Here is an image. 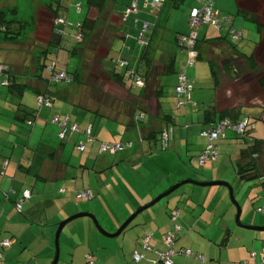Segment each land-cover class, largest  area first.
<instances>
[{"label": "rangeland", "instance_id": "rangeland-1", "mask_svg": "<svg viewBox=\"0 0 264 264\" xmlns=\"http://www.w3.org/2000/svg\"><path fill=\"white\" fill-rule=\"evenodd\" d=\"M211 1L215 3V0ZM218 2L225 5L227 10L217 6H214V8H217L222 15L232 18V29L237 32L244 31L240 40H233L230 34H227V29H230L229 26L226 29L218 30L203 24L197 29V40L200 44L204 40H211L216 37H224L226 44H228L226 45L227 49H224L225 52L221 54L218 52V54L210 53L207 50L208 59L213 61V67L221 84L218 99L227 107L247 103L252 104L253 102L264 105V89H261L257 83L258 79L264 76V41L260 46L257 23L238 14L236 0H218ZM78 3L81 4L80 12H77L76 9ZM124 3L126 4L127 0H117L116 9L124 11ZM241 3L243 5L248 4L247 7L252 4L253 8H255L254 10H256L252 15H261L262 17L260 18L264 22V0H241ZM56 4L57 0H0V8L3 9L0 12L6 20L13 21V31H17L18 34L14 40L0 34L3 41H10L12 44H16L17 74L20 73L22 78H31L30 76L37 73L38 69L42 67L44 78L52 82L48 88L54 93L65 88L68 83L66 81L56 82L51 79V71L48 69V65L55 63L57 70L66 67L65 70L68 72L78 68L79 59L70 56V51L77 44L78 24L84 21L87 14L86 0H71V2L70 0H60L58 15L64 17L65 26L61 25L64 33L61 38V48L58 51V55L55 56L48 52L52 48L50 43L55 42L54 39L56 38L50 34L55 20L53 7ZM194 6H198L195 0H184L178 7H174L169 1L165 4L163 3L158 13L157 21L154 18L155 15L151 7L142 11L151 18V20H148L149 23H157L155 31H159V33L161 31H165V33L166 31H171L172 34L177 32L188 34L190 32L188 12ZM111 7L112 2L108 5V11L106 12H110ZM64 9H68L67 15L61 13V10ZM134 17L130 16L124 22L123 28L126 38L124 40H115L112 44L109 55L105 60V69L109 72L113 69L112 62L119 59V57L128 61L132 69L139 64L143 47L137 44L136 41L139 31H134ZM108 23V21H99V24L104 28ZM155 37L156 35L154 34L152 40L154 44L157 43ZM205 47L208 49V43ZM174 49V68L184 69L188 58L187 51H181L178 47ZM233 50L245 58H250L253 55V63L250 64L249 61H240L237 58H232ZM254 53L256 54L254 55ZM47 54V59L42 66L40 61L45 59ZM140 65L144 69V64L141 63ZM120 73L123 74V72ZM83 74L84 72L79 70L80 77ZM185 74L193 84V89L191 91V102L180 109L175 108L174 100L171 97L176 83V72L165 74L159 79L164 92V98L161 101L163 105L164 101H166L167 107L164 111L166 115L172 118V121L168 123L169 128L174 130V133L170 136V141L173 139L178 141L176 132L178 129L184 130L185 125H196L203 129L205 127L202 124L205 112L213 110L216 103L217 90L214 86L208 60L204 56L195 59L193 65L186 67ZM123 82L132 94L137 95L140 93V90H131V81L125 75H123ZM74 86L69 83L71 92L76 88ZM82 94L88 95L86 92H82L81 96H83ZM25 98L37 107L38 104L34 93L25 92ZM74 107V113H78L80 116L85 115V118L93 124L91 135L93 142L87 145L84 153H80L75 149V144L85 140L84 137L76 134L66 135L64 141L67 146L65 157L70 159L74 168L81 169V171L77 172L84 174L86 187L92 190L94 197L90 201H75L73 197L74 201L58 217H53V212L48 213L49 222L47 226H44V216L41 218L34 213L25 214L24 211L19 214L15 205L10 202L11 213H7V210L4 212L3 207H1L0 240L10 237L13 240L12 246L1 251L4 259H0V264H51L55 253V233L58 224L62 221L81 213L91 214L96 218L105 233L113 234L119 229V226L115 228V225L120 220L123 219L122 224L137 208L139 209V207L151 202L158 195L165 192H154L149 196L148 202L142 199L144 194L149 190L152 191L151 189L154 186L156 191L160 189L159 183L161 179L158 178V175L155 178L151 176L155 169L139 166L146 156L158 157L164 153V151H160L158 145L152 146L149 151L143 152V154L138 153L134 159L133 155L128 153L133 152L132 150L137 147L138 142L136 140H132L134 144L132 149L98 155V148L103 140H119L123 137L125 130L122 126L114 124L106 118L93 115L91 114L92 112L89 113L87 110L85 111L84 107ZM101 113L103 112L101 111ZM239 113L241 116L250 117L251 121L255 122L256 132H254V135L256 138L264 140V120L262 118L264 109L259 105L240 106ZM110 114L114 116L113 112H110ZM146 120L147 116L142 117L140 121L145 123ZM158 124V118H150L148 128L150 130L156 129ZM125 139H129L128 136H125ZM179 139H184V135ZM58 143L60 142L57 141ZM217 144V160L215 162H206L203 165L198 164L195 167V164L198 163L197 159H195V171L200 170L206 176H221L222 178H215L205 182L221 181L229 184L232 187L233 197L241 208L240 223L249 226H261L253 224V221L259 223V218L264 219V214L256 212V206L264 204V178H252L251 173L247 174L246 178L238 177L235 161L243 145L233 135L228 134L227 139L220 140ZM196 173L200 174L198 171ZM155 183L157 184L154 185ZM190 188L195 190H219L220 194H223L222 199L217 200L218 198H216L214 203L220 204L221 208L225 206L231 210L232 229L237 233L236 235L229 233L230 235L228 234L227 236L223 234L214 238L206 237V239L195 237L194 234L203 227L202 222H204V219H202L201 223L196 225L195 228H192V225L184 228V231L186 230L192 234L194 240L190 237V239H185L182 236L178 238L173 249L176 250L179 247H183L190 249L194 254L203 255L205 262L201 263L198 261L197 264H244L249 252L254 251L251 250L250 246L253 238L248 236H264V232L250 231L239 228L236 225L234 220L236 207L230 201L227 188L223 186L197 187L192 184L181 185L171 194L141 212L116 237L102 235L95 228L92 220L86 216L69 222L59 235V258L57 264H86L84 260L86 250L94 253V264H104L103 261L105 262L106 260V264H134L131 259L133 251V245L131 244L132 234L144 237L145 235L149 236L151 232L153 233L155 230L153 227L156 226V221L154 218L152 219L154 212H165L169 201L172 202L175 196H182L183 190ZM155 193L159 194L154 196ZM133 200H136L138 204L135 205ZM177 201L183 204L182 200ZM189 201L192 202L191 199ZM193 201L195 202V200ZM178 218L180 217L178 216ZM177 224H179V219ZM170 225L173 224L171 223ZM240 234L247 236L249 239H243ZM162 238L158 242L162 241ZM256 242L261 245L259 240H256ZM255 251L259 250L256 248Z\"/></svg>", "mask_w": 264, "mask_h": 264}, {"label": "crops", "instance_id": "crops-1", "mask_svg": "<svg viewBox=\"0 0 264 264\" xmlns=\"http://www.w3.org/2000/svg\"><path fill=\"white\" fill-rule=\"evenodd\" d=\"M236 4L238 10L240 8L248 13V16L243 17L252 21L250 17L252 13L256 11L254 10L255 8H253L252 4L249 3L250 5L249 7H247L248 4L243 5V3H241V0H238V2L236 0ZM162 6L163 4L161 5V7ZM214 6L221 7L223 10H227L226 6L219 3L218 0H215V3H213V7ZM113 7L114 5L112 4L111 8ZM138 8L139 12L134 17L135 32L137 30L139 31L141 23L151 20V18H149L148 15L142 11L143 0H138ZM215 9L218 10L217 8ZM0 10L3 9L0 8ZM120 12L122 13L123 11ZM258 16L262 17L261 15ZM135 20L137 21V24H135ZM262 26L264 27V22ZM156 28L152 29L150 32L151 36L149 40H151V43L147 49L145 58H140V60H142L141 63L143 64L145 62H149L150 65H153V63L161 64L166 62L169 57L173 58L175 61L174 48L178 47V37L182 34L178 32L172 34L171 31H166L167 34L165 33V31H161L159 33V31H155ZM52 29L53 24L51 30ZM243 33L244 31L242 30V36ZM154 34L156 35V44L152 43ZM259 35V45L261 46L264 39L262 38L261 33H259ZM125 38L126 35L124 36L123 40ZM206 44L207 42L203 41V43L200 44V48L202 56H204V58L208 60L209 54L207 50H209V47L207 49V47H205ZM224 44L225 48H223L222 52L221 48L219 49L218 47H214V51L212 53H224V49H227L226 45H228L226 44V42ZM15 45L10 41H3V39L0 37V66L3 70L2 74H0V79L8 75L10 80L15 85L14 87H0V208L3 207L4 212L7 210V213H11L12 208L10 206V203L12 205H15L16 202L22 200L23 192L29 191V198L22 200V209L19 214H22L24 211L25 214L34 213L39 215V217L41 218L44 216V226H47L49 222L47 215L49 212H53V217H58L68 206H70V203L74 201V192L90 190L86 187L84 174H79V172H77L81 171V169L74 168L70 159L65 157V149L67 146L65 145V142H61L58 139L59 128L51 123V119L54 116H58L60 119H67V122L69 124H77L80 129H86L90 127L91 135L93 132V124H91L88 119L85 118V115L80 116L78 113H74L73 109L76 105H74L69 98L70 96H75L77 94L69 90V83L65 88H62V90L54 93L51 92L48 88L49 85L43 76L42 67L38 69L37 73L31 75V78H22L20 73L17 74V47H15ZM158 46H160V48H158ZM255 54L256 53H254V55ZM47 56L48 55H46L45 59H42L40 61L41 65L44 64ZM251 57H253V55ZM140 60L138 66L141 67ZM128 65L130 67V64ZM130 68L132 69V67ZM173 70L174 72H176L177 80V73L180 69L178 67L177 69L173 67ZM105 71L107 70L105 69ZM159 82L161 81L159 80ZM20 87L23 90H20ZM160 89L163 92V87H161ZM173 90L171 97L174 100ZM25 92L34 93L36 101L40 94L44 93L50 94L54 98V100L49 106L38 107L37 105L36 107L35 104L32 105L29 100L25 98ZM163 98L164 92L162 93V97L160 98V100ZM164 102L165 103L163 105L161 101L162 110L157 116L145 114V116H147L146 122H137L136 125L132 128H126L123 120L121 119L117 120L111 117L108 113H101V111L105 112V110H101V108L99 109L97 114L95 112L91 113V111L85 109V111L87 110L93 115H99L103 118H106L110 122H113L114 124L122 126L125 130L124 135L121 139L115 141L103 140L101 143L130 141L132 143V146L127 149H132L134 146L132 140H136L138 142L137 147L132 150L133 152L128 153L129 155H133V159L138 155V153L143 154V152L149 151L150 148L154 145H158L160 149L161 142H159V132L167 129L168 141L167 149L164 151V153L158 157L146 156V158H144V160H142L139 164V166L141 167L146 166L148 168L151 167L155 169L151 173V176L155 178L158 175V178L161 179L159 183V191H156L154 189V186L153 189L155 191L151 189L152 191H147L142 197V199H145L146 202H148V198H150L149 196H151L154 192H164L168 188L173 186L174 183L180 182V180L205 182L207 180H212L215 178H222L221 176H206V174H204V172L200 170L195 171V159H197V155L201 152L204 146V141L199 136V132L202 127L196 125H185L184 133L183 129H178L176 132V138H178V141L177 139H173L170 141V136L174 133V130L173 128H169L168 123L172 121V118L171 116H166L164 109H167V107L166 101ZM259 106L264 109V105ZM33 113L35 115H32ZM150 118H158L159 124L156 129L150 130L148 128V122ZM262 118L264 120V114L262 115ZM27 120L32 121L31 126L27 124ZM202 124L203 127L206 126L204 123ZM254 128L256 132L255 122ZM182 135H184V139H179L182 138ZM125 136H128L129 139H125ZM57 141L60 142L58 143L60 145L57 144ZM91 142L93 141L86 142L83 153L86 151L87 145ZM198 164L199 163H196L195 167ZM197 171L200 174H197ZM156 184L157 183H155L154 185ZM59 189H64L66 191L65 193L60 194ZM90 191L92 192V190ZM157 194L159 193H155L154 196H156ZM222 196L223 194H220L219 190H195L192 188L184 189L182 196H175L172 199V202H168L165 212H154V215H152V219L154 218V220L156 221V226L153 227L155 229L154 232H151L152 236L150 237V240L148 242V249H145L143 246H141V244L144 243L147 235H145L144 237L142 236V238L140 237L141 235L139 236L138 234H132V254L136 251L142 253L144 255L143 264H159L158 251L162 249V241L158 242V240L163 237L166 232L170 231L173 228V225H170L172 222L169 219V213L173 209L178 210V216L180 217L177 218V221L179 219L178 225L181 227L180 236L178 238L183 236L185 239H193L192 234L186 230L184 231V228L190 227L191 225L192 228H195L196 225L201 223L202 219H204V222H202L203 227L200 231H197L194 234L195 237L206 239V237H220L223 234L224 236H227L229 233L231 235H236L237 232L232 229L231 210L226 208L225 206L221 208L222 206H220V204H217L216 202L214 203V200L216 198H218L217 200H219L222 199ZM189 199H191L192 202H190ZM177 200H182L183 204H180V202ZM193 200H195V202ZM133 201L135 205L138 204L136 200ZM122 220H120V222L115 225V228L121 226ZM253 222V224H259L261 226L264 225V219L261 218L258 219L259 223H256V221ZM182 231L183 233H181ZM240 236L243 239H246L250 236L251 238H253V242L251 241L250 245L252 248L251 250L255 251L256 248L257 250H260V248L264 246V236L249 235L247 237L243 234H240ZM256 240H259L261 245L257 244ZM182 248L183 247H179L178 249H176V251H179ZM87 256H90V259L94 262L93 252H90V250L85 251V262ZM99 257L103 258L101 256ZM3 259L4 255L1 260ZM172 260L173 264H197L198 262L191 258H186L180 255L173 257ZM247 261L250 263H252L253 261L250 259L249 254L248 257H246L245 262ZM255 261L258 262L259 259L256 258ZM106 262L107 260L105 262L103 261L104 264H106ZM204 262L205 259L201 263Z\"/></svg>", "mask_w": 264, "mask_h": 264}, {"label": "trees", "instance_id": "trees-1", "mask_svg": "<svg viewBox=\"0 0 264 264\" xmlns=\"http://www.w3.org/2000/svg\"><path fill=\"white\" fill-rule=\"evenodd\" d=\"M168 1L174 7H178L181 3L184 2V0H162L160 2V5L158 8H153L151 6V0H147L146 2H145V0H143V9H148V7H151V9L155 15L154 18L157 21L158 13L160 11L161 5L165 2H168ZM70 2H71V0H70ZM111 2L114 5V7L111 8L110 12H106V11H108L107 7ZM116 2H117V0H86L87 14H86L84 21L81 24L80 23L78 24L79 33L77 35V44L70 51V54H71L70 56H72V57L74 56V57H77L79 59V67L76 68L72 72H68L67 70H65L66 67L57 70L56 65L54 63V64L48 65V69L50 67H52V70H50L51 71V77L53 76V73L62 72L65 74L66 78L61 80V81H66L67 83L75 85L74 87H76V88H74L73 93H75L77 95L70 96V98H69L70 101H72L74 105L79 106V107H84V109H88V111L95 112L96 114L100 108H101V110H105V112L103 111L104 114H107V113L110 114V112H113L114 116L112 114H110L111 117H113L114 119H117V120L118 119L123 120L126 128H132L136 125L137 122H141L140 120L142 119V117L145 116V114H148L151 116L152 115L157 116L159 114V112L162 110L160 98L162 97L163 92L160 89L161 85H160L159 79L161 76H163L165 74H169V73L174 72V70H173L174 59L169 57V59L166 62L161 63V64H155V65H150L149 62H145L144 63V66H145L144 69H142L140 66H137L136 68L131 69L128 65L129 63L126 60L119 57V59L114 60L112 62V64H113L112 71H110V72L105 71L104 62H105L107 56L109 55V52H110V49L112 47L113 42L115 40H119L120 38L123 39L125 36L124 32H123V29H124L123 26H124L125 20H127L130 16H136L137 13L139 12L138 0H127V3L126 4L124 3L125 6H124V11L122 13L115 8ZM134 2L136 4V12L130 13L125 17L126 10ZM210 2L212 4V8L214 10H216L213 7V3L211 0H210ZM237 2H238V0H237ZM199 7H200V4H198V6H194V7L190 8V10L188 12V19H189V14H190L191 10L193 8H199ZM76 9H77V12L81 11V4L80 3H78V5L76 6ZM59 10H60V0H57V4L53 7V11H54V15H55L54 19L62 18L64 20V17L62 15L61 16L58 15ZM67 10L68 9L61 10V13L63 15L64 14L67 15V13H68ZM238 13L242 16H248V13L245 12L244 10L240 9V8L238 10ZM223 16H226V15H223ZM229 18L231 20V24L226 25L224 28V29H226L229 26L230 29H227V34H230L231 30L236 31V30L232 29V18L231 17H229ZM250 18L252 19V21L254 23H257V31L262 34V38L264 39V34H263L264 27L262 26L263 22H262L261 18L258 15H251ZM99 21H102V22L108 21L109 23L104 28L103 26H101L99 24ZM144 23H146L148 25V29L144 33H142L143 36L140 39V35L142 32V27H143ZM135 24H137L136 20H135ZM63 26H65V24ZM156 26H157V23L151 24L149 22H143L140 25L136 41H137V44H139L141 47H143L142 52H141V56H140L141 59L145 58V56H146L147 49L151 43V40H149L150 36H151L150 32L152 29H155ZM211 27L214 28L213 26H211ZM57 29H59L60 33H58L56 31ZM13 30H14L13 21L6 20L4 15L0 12V34L7 36V38H9L11 40H14V39H16L15 36H18V34H17V31L15 32ZM218 30H222V29H218ZM239 32H241V37L237 40H240L242 38V30ZM63 33H64V30H63L62 26L61 25H55L53 22V29L50 31V34H51V36L54 35L56 38L54 39L55 42L50 43L52 48L50 49V51L48 53L55 55V56L58 55V53H59L58 51L61 48V38L63 36ZM188 34H182L181 36H186ZM179 37H178V39H179ZM230 37L232 38L231 34H230ZM197 39L198 38L196 37V44L193 48V51L196 54L195 59L201 58V56H202V52H201V48H200L201 46H200V44H198ZM224 40L225 39L223 37H216V38H213L211 40H204V42L209 43L208 44L209 51H210V53H212L214 51V47H218L219 49L221 48V52L223 51V48H225V44H224L225 41ZM233 40H235V39H233ZM178 47L180 48L181 51L186 50V49H181V47L179 46V43H178ZM187 54H188V52H187ZM232 56H233L232 58H237L240 61L244 60L246 62L249 61L250 64L253 63L252 57L245 58L243 55L239 54L235 50H233ZM195 59H194V63H195ZM119 62H123V63H125V65H123L122 67H119V66H117V64ZM141 62H142V60H140V63ZM187 62H188V58H187V61L184 65V69H180L177 73V80H176V84H175L174 90H173L174 104H175V107L178 109L189 103V102L184 103L183 105L178 107L177 103H176V94H175V87L177 86V83H178V74L180 71H183L185 73V68L190 66L187 64ZM208 63L210 66L212 77H213L214 86L217 90V92H216L217 93V100L215 101L216 103L213 107V110H211L210 112H205L203 123L206 126L203 129H201L200 132L202 130H206L209 127H214L215 125H217L222 120H228L231 123H234V122L236 123L240 119L247 118L249 120V123L254 125V122L251 121L250 117L240 115L239 109H240V106H254V105H260V104L257 102H253L252 104H250V103L239 104V105H235L232 107L225 106L224 103L220 102L218 99L220 96L219 88H220L221 84L218 80V76L216 75L215 69L213 67L214 63L210 59H208ZM43 65L44 64H42V66ZM79 70L80 71L82 70L84 72V74L81 77L79 75ZM129 71L132 72V75L135 74L136 76L140 77V79L143 81V84H144L143 87L133 88L131 75H129V73H128ZM120 72H123V74ZM0 74H2V72ZM123 75L127 76L128 79L131 81V90H133V91L140 90L139 94L134 95L131 93L130 89L126 88V86L123 82ZM185 76H186V74H185ZM41 79H39V80H41ZM46 81L48 82V85L50 83H52L50 80L46 79ZM1 82H6L5 86H8V87H14L15 86L14 83L10 80L8 75L6 77L1 78L0 83ZM56 82H59V81H56ZM257 83L261 87V89H264V76H262L261 79H258ZM5 86L0 85V87H5ZM192 89H193V84H192ZM20 90H23V89H21V87H20ZM84 91L86 92V94H88L87 96H85V94L84 95L82 94L83 96H81L82 92L85 93ZM38 95H39V93H38ZM40 96H43L44 98H46L49 102V105H51L52 101L54 100V98L48 93L40 94ZM190 100H191V93H190ZM149 103H151V104H149ZM37 104H38V102H37ZM41 106H45V105H39L38 104V107H41ZM109 110H110V112H109ZM32 115H35V114L33 113ZM166 116L168 117L169 115H166ZM54 117H58V116H54ZM107 118H108V116H107ZM60 120H64V119H60ZM51 123H52V121H51ZM27 124L29 126H31L32 121L27 120ZM55 126H57V125H55ZM86 129H80L79 128V132L81 133L82 131H84ZM170 131H171V129H170ZM59 132H60V129H59ZM79 132L78 133H72V132L66 130V132L64 134V139L60 140L59 137H58V139L61 142H64V140L66 139V135H68V134L80 135ZM165 132L167 134V138L165 141L166 147L164 150H161V148H160V151H162V152L167 149L168 131H167V129H165V130L159 132V142H162V140H163L162 134ZM200 132H199V136L202 139H204L203 149L201 150V152L199 153V155L197 157L198 163L200 165H203L209 161L210 162L216 161L218 158V151H217L218 144H217V142L220 140L227 139L228 134H231L236 139H238L240 141V143L243 145V148L239 151V154H238L236 161H235L236 162V174L238 175V177L246 178L247 174L251 173L252 178H258V179L264 178V140L256 138V136L254 135L255 129H254V131H252L250 128H247V130L243 134H237V133L233 132L231 129H224V136L222 137L219 135V137L213 142V144L215 146L214 150L216 152L215 159L213 161L208 160L204 163H200L199 158H200V156H201V154L205 148L206 139H205V137H202L200 135ZM90 137H91V134H90ZM91 139L93 141V138H91ZM122 142H130V141H122ZM78 143L79 142H77L75 144V149L77 151H78V149H77ZM107 143H118V142H107ZM131 146H132V143H131ZM130 147H128V148H130ZM125 149H127V148H125ZM83 151L82 152L78 151V152L83 153ZM263 199H264V197H263ZM258 208H264V204L260 205V206H256V212L259 214H264V211L258 212L257 211ZM174 211L177 213V215H176V219L173 221L171 218V215H172V212H174ZM177 218H178V210L177 209L171 210L169 213V219L171 220V222L173 224V228H172V230H170V231L166 232V234H164L163 240L161 243L162 249L159 250L158 252H161L165 249L163 241H164V237L167 235V233H169V232L175 233L176 227H179V231L176 232V234H175V240H174L173 246L175 245L177 238L180 236V230H181V227L178 224H176ZM150 235L152 236V234H150ZM5 239H8L9 241H11V244H12V240H13L12 237L4 238L1 240H5ZM141 246H143V243L141 244ZM173 246H172V249H173ZM5 248H7V247L3 248L0 246V256H1L0 259H2V257H3V254L1 251L4 250ZM263 248H264V246L257 252L250 251L249 257L253 261H252V263L247 261V262H244V264H262L261 258H260V253H261ZM182 249H188V248H182ZM182 249H180L179 251H176L173 249L176 252L175 256L180 255V256L186 257L180 253V251ZM252 253L256 254V256L254 258L251 256ZM140 254H142V253H140ZM192 254H193L192 257H186V258H191V259L196 260V261H201V260L195 259V256L201 255V254H194L193 252H192ZM175 256H173V257H175ZM173 257H172V259H173ZM256 258L259 259L258 262L255 261ZM143 259H144V255H143V258L140 261V263H135L133 261V259H132V261L134 264H143ZM158 260H159V258H158ZM86 261H87V259H86ZM203 261H204V256H203ZM203 261H201V262H203ZM159 264H161L160 261H159Z\"/></svg>", "mask_w": 264, "mask_h": 264}, {"label": "built area", "instance_id": "built-area-1", "mask_svg": "<svg viewBox=\"0 0 264 264\" xmlns=\"http://www.w3.org/2000/svg\"><path fill=\"white\" fill-rule=\"evenodd\" d=\"M147 0H145L146 2ZM162 0H151V6L153 8H158L160 5V2ZM198 4H200L199 8H193L189 14V19H188V24H189V29L190 32L186 36H180L178 39L179 46L181 49H186L188 52V65H192L194 63V59L196 57L195 52L193 51V48L196 44V37H197V29L201 27L203 24L213 26L216 29H224L226 25L231 24V20L229 17L221 15L217 10H214L212 8V4L210 0H195ZM136 12V4L135 2L132 3V5L126 10L125 12V17L130 14ZM55 25H64L65 21L62 18H56L54 20ZM148 29V25L146 23L143 24L142 27V32L140 35V39L142 38L143 34L146 30ZM58 33L59 29L56 30ZM230 34L233 39L237 40L241 37V32H236L231 30ZM125 65L123 62H119L117 66L122 67ZM49 70H52V67L49 68ZM2 72V67L0 66V73ZM129 75H131L132 79V86L133 88L136 87H143V81L140 79L139 76H136L135 74L132 75V72H128ZM66 76L64 73L59 72V73H53V76L51 79L55 81H61L65 79ZM1 86H5L6 82H1ZM192 90V83L187 79L185 76V73L183 71H180L178 74V83L177 86L175 87V94H176V103L177 106H181L184 103H190V93ZM37 102L39 105H45L48 106L49 102L46 98L43 96H39L37 99ZM52 123L57 125L60 129V132L58 133V137L60 140L64 139V134L67 131H70L72 133H78L79 132V127L76 124H68L67 119L60 120L58 117L52 118ZM247 128H250L252 131H254V125L249 123V120L247 118L240 119L236 123H231L228 120H222L219 122L217 125L214 127H209L206 130H202L200 132V135L202 137H205L206 139V145L205 148L199 158L200 163H204L208 160L213 161L216 157V152H215V146L213 142L220 136H224V129H231L233 132L237 134H243ZM90 127L87 128L86 130L82 131L80 135L84 136L85 140L81 141L77 145L78 151H83L85 149V144L86 142L92 141L90 137ZM162 142L160 145L161 150H164L166 147V138L167 134L166 132L162 134ZM131 146V142H118V143H101L99 147V154H104V153H117L119 151L124 150L125 148H128ZM66 190L64 189H59V193H65ZM30 195L29 191L23 192V199H28ZM75 200H91L93 198V193L90 190H82V191H77L73 193ZM22 200L18 201L15 203V208L18 213L21 212L22 209ZM258 212H263L264 208H258ZM177 213L174 211L172 212L171 218L174 221L176 219ZM176 232L179 231V227H176ZM175 233L169 232L167 235L164 237L163 244L165 246V249L161 252H158L159 256V261L161 264H173L172 257L176 255V252L172 249L174 240H175ZM151 235L146 236L145 241L143 243V247L145 249H148V242L150 240ZM11 241L8 239L5 240H0V246L1 247H8L10 246ZM181 254H183L186 257H192L193 254L189 249H182L180 251ZM251 256L254 258L256 256L255 253H252ZM1 258V256H0ZM143 255L140 254L139 252H134L132 255V259L135 263H140L142 260ZM260 258H261V263L264 264V248L262 249L260 253ZM87 261L86 264H94L93 261L90 259L89 256H87ZM195 259L203 261V256L202 255H197L195 256Z\"/></svg>", "mask_w": 264, "mask_h": 264}, {"label": "water", "instance_id": "water-1", "mask_svg": "<svg viewBox=\"0 0 264 264\" xmlns=\"http://www.w3.org/2000/svg\"><path fill=\"white\" fill-rule=\"evenodd\" d=\"M184 184H192L194 186L197 187H207V186H223L225 188H227L228 190V194H229V198L231 203L236 207V213H235V223L239 228L242 229H246V230H250V231H257V232H264V226H249V225H243L240 223L239 221V217L241 214V208L240 206L237 204V202L235 201L234 197H233V192H232V187L225 183V182H221V181H209V182H196V181H192V180H182L176 184H174L171 188H169L168 190H166L164 193L158 195L156 198H154L151 202L145 204L144 206L140 207L139 209H137L136 211H134L119 227V229L113 233V234H107L103 231V229L101 228V226L99 225L98 221L96 220V218L91 215V214H87V213H81V214H77L74 216H71L69 218H67L66 220L62 221L61 223L58 224L57 226V230L55 233V238H54V249H55V253H54V258L51 264H57L58 258H59V235L62 231V229L65 227L66 224H68L69 222L80 218V217H88L92 220L95 228L98 230V232H100L102 235L104 236H108V237H116L117 235H119L120 233H122L124 231V229L131 223V221L137 216L139 215L141 212H143L144 210L148 209L149 207L153 206L155 203H157L160 199L168 196L169 194H171L174 190H176L177 188H179L181 185Z\"/></svg>", "mask_w": 264, "mask_h": 264}]
</instances>
